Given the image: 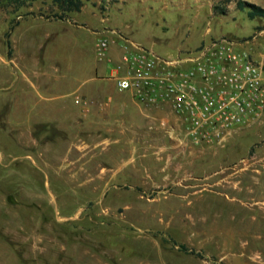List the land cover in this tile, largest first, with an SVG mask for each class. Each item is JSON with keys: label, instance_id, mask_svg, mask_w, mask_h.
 <instances>
[{"label": "rangeland", "instance_id": "obj_1", "mask_svg": "<svg viewBox=\"0 0 264 264\" xmlns=\"http://www.w3.org/2000/svg\"><path fill=\"white\" fill-rule=\"evenodd\" d=\"M82 1L0 3V264H264V116L186 144L96 53L113 28L166 57L227 36L260 59L264 18L238 0Z\"/></svg>", "mask_w": 264, "mask_h": 264}, {"label": "built area", "instance_id": "obj_2", "mask_svg": "<svg viewBox=\"0 0 264 264\" xmlns=\"http://www.w3.org/2000/svg\"><path fill=\"white\" fill-rule=\"evenodd\" d=\"M107 31L114 37L99 32L96 53L113 64L108 78L141 104L168 107L175 123L162 125L171 133L181 131L186 144L223 145L234 132L263 119L264 54L256 59L222 36L166 57L117 29ZM112 46L121 49L118 59L109 53Z\"/></svg>", "mask_w": 264, "mask_h": 264}, {"label": "trees", "instance_id": "obj_3", "mask_svg": "<svg viewBox=\"0 0 264 264\" xmlns=\"http://www.w3.org/2000/svg\"><path fill=\"white\" fill-rule=\"evenodd\" d=\"M3 1L5 0H0V3ZM55 1L60 3L64 8L66 7V9H70V10L72 9L80 10L83 4L82 0H55ZM237 4L239 8L248 7L249 8L248 14L251 18H256V17L264 18V7L246 0H238ZM9 34L10 33L8 32L7 35ZM181 248L183 250H187L186 247L184 246H182Z\"/></svg>", "mask_w": 264, "mask_h": 264}, {"label": "crops", "instance_id": "obj_4", "mask_svg": "<svg viewBox=\"0 0 264 264\" xmlns=\"http://www.w3.org/2000/svg\"><path fill=\"white\" fill-rule=\"evenodd\" d=\"M16 31H18V29H17ZM258 33L264 35V29H261ZM115 47L119 50V53H118L117 57L115 58V59H118L119 54H120V52H121V49L119 48V46H115ZM19 51H20V50H19ZM113 58H114V57H113ZM14 64H15V67H17V68H19V69L25 67V65H23L21 61H14ZM45 85H47V84H45ZM42 86H44V82L42 83ZM118 107H119L118 105H115V109H116V110L119 109ZM162 108H167V107H166V106H165V107H164V106H162V107H155V108H153V110H160V109H162ZM151 109H152V108H151ZM170 112H171V111H170ZM171 113H172V112H171ZM172 115H173V113H172Z\"/></svg>", "mask_w": 264, "mask_h": 264}]
</instances>
